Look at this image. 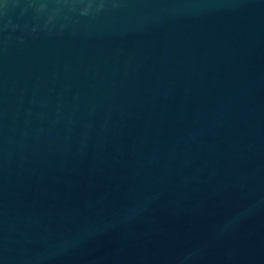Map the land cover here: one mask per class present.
<instances>
[{
  "label": "water",
  "instance_id": "1",
  "mask_svg": "<svg viewBox=\"0 0 264 264\" xmlns=\"http://www.w3.org/2000/svg\"><path fill=\"white\" fill-rule=\"evenodd\" d=\"M0 264H264V0H0Z\"/></svg>",
  "mask_w": 264,
  "mask_h": 264
}]
</instances>
